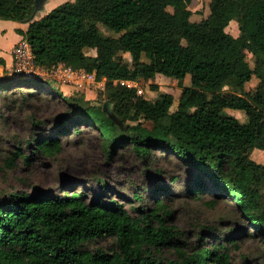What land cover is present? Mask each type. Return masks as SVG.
I'll return each instance as SVG.
<instances>
[{
  "label": "trees",
  "instance_id": "obj_1",
  "mask_svg": "<svg viewBox=\"0 0 264 264\" xmlns=\"http://www.w3.org/2000/svg\"><path fill=\"white\" fill-rule=\"evenodd\" d=\"M191 2L66 0L16 29L28 41L35 67L83 69L103 81L105 99L125 126L103 110V102L66 96L53 86L48 88L57 97H51L43 94L44 81L33 78L0 79L3 110L30 97H51L58 105L50 116H31L26 146L7 164L13 167L15 157L26 163L31 155L55 157L64 140L94 128L107 158L123 148L159 185L149 189L148 199V186L139 184L127 206L108 196L104 176L94 179L99 189L93 194L68 193L67 180L64 186L31 184L2 193L0 264H232L223 239L196 250L179 245L175 227L167 224L164 199L181 179L196 199L211 195L210 207L216 198L233 203L264 237V164L251 158L253 149L264 150V0H210L209 14L200 21L190 19ZM34 10L35 0H0V19L27 21ZM231 20L237 22V36L226 31ZM86 48L96 54H86ZM121 52L130 54V63ZM157 74L189 76L173 112L172 94L149 100L121 83L143 80L157 89ZM253 76L258 82L246 90ZM226 108L243 111L246 121L227 115ZM156 157L175 161L182 173H169L171 182L162 185L167 171L152 167ZM106 238L113 239L114 248L91 247ZM165 249L174 250L175 257L164 255Z\"/></svg>",
  "mask_w": 264,
  "mask_h": 264
},
{
  "label": "rangeland",
  "instance_id": "obj_2",
  "mask_svg": "<svg viewBox=\"0 0 264 264\" xmlns=\"http://www.w3.org/2000/svg\"><path fill=\"white\" fill-rule=\"evenodd\" d=\"M35 1L38 3V0ZM51 1L62 3L66 0ZM209 1L192 0L188 6L191 10V21H200L208 16ZM44 11L45 6L42 1L34 12V19L41 17ZM99 27L103 34L108 33L106 27L102 25ZM226 31L233 36L239 34L236 20L229 22ZM13 39V32L8 28L2 40V49L7 59L0 57V79L17 76L12 50L18 41L8 49ZM84 51L88 55L96 54L93 48H86ZM121 55L125 61L131 62L128 52H121ZM246 58L253 66V56L250 52H247ZM29 78L44 81L41 87L44 90L43 94L51 97H57V92L48 88L53 86L66 96L80 97L95 103H104L106 100L104 82L96 80L93 75L86 73L83 69H72V72H69L65 68L54 71L39 68ZM154 82L157 84V89H152L143 80L126 81L125 83L135 86L137 92L149 100H155L163 93L172 94L173 104L170 111L173 112L177 108L183 86L190 84V79L189 76L185 79H177L157 74ZM257 82V78L253 76L245 84V89L252 91ZM229 89L228 86L224 87V90ZM50 98L38 100L30 97L26 103H23L24 105H20L22 100H18L9 110H3L0 101V110L5 111L0 115V194L17 189H28L31 184L44 187L64 186L62 185L63 180L68 181L66 185L70 188L68 193L71 189H78L93 194L99 189L94 179L97 176H104L109 185L108 196L117 199L125 206L130 204L128 200L132 198V192L142 183L148 186L147 193L144 192V194L150 199L149 189H155L159 185L155 182V178L147 176L142 164L134 155L126 153L123 148L107 158L103 151L102 139L94 128H84L80 136L64 140L63 151L55 157L31 155L30 163H26L21 157H15L13 167L7 164V158L18 147L26 146V141L33 129L31 116H50L54 113L58 105L53 104ZM224 112L237 117L240 122L246 121L243 111L226 108ZM159 153L157 151V154ZM251 158L257 163L264 164V150L253 149ZM152 167L163 168L167 171L164 176L160 177L159 183L162 185L171 182L169 173H182L178 170L176 162L168 158H153ZM181 180L172 184L168 197L164 199L165 208L170 211L167 224L175 227L181 248L196 250L205 244L211 245L223 239L230 250L232 264H264V237L247 225L237 206L231 202L228 203L229 201L225 199L216 198L215 205L210 207L208 202L212 198L211 195L204 194L196 199L193 193L184 189ZM69 182L73 184L72 187ZM56 191L61 192L60 189ZM160 197L164 198V195ZM94 246L114 248L113 239L96 240L91 244V247ZM163 254L167 257H175L172 249H165Z\"/></svg>",
  "mask_w": 264,
  "mask_h": 264
},
{
  "label": "built area",
  "instance_id": "obj_3",
  "mask_svg": "<svg viewBox=\"0 0 264 264\" xmlns=\"http://www.w3.org/2000/svg\"><path fill=\"white\" fill-rule=\"evenodd\" d=\"M12 53L15 59V68L17 73L25 74L27 75L26 78H29L35 70H39V68L35 67L33 63L30 45L23 37L18 40L16 46L12 50ZM62 68H65L69 72H72L73 69L71 67H59L57 70H61ZM125 82L126 81H121L122 84H126Z\"/></svg>",
  "mask_w": 264,
  "mask_h": 264
},
{
  "label": "crops",
  "instance_id": "obj_4",
  "mask_svg": "<svg viewBox=\"0 0 264 264\" xmlns=\"http://www.w3.org/2000/svg\"><path fill=\"white\" fill-rule=\"evenodd\" d=\"M51 2H52L51 0H49V1L48 0H44L43 1L44 6H45V11L42 13L43 15L46 14L48 11H50L53 7H55L57 5V3H60L59 1H56V2L54 1L52 3ZM35 19H38V17L35 18ZM31 20H34V17ZM31 20L19 22V21L0 19V57L1 58L7 59L6 58V54L3 51V49H2V40L4 39L8 28H10L12 30L13 35H14V39H13L11 45L8 48V49H10L22 37L20 34H18L16 32V29L17 28L25 29L27 24ZM24 23H26V25H23Z\"/></svg>",
  "mask_w": 264,
  "mask_h": 264
},
{
  "label": "water",
  "instance_id": "obj_5",
  "mask_svg": "<svg viewBox=\"0 0 264 264\" xmlns=\"http://www.w3.org/2000/svg\"><path fill=\"white\" fill-rule=\"evenodd\" d=\"M43 0H38V3L35 1V10L38 8V5H40V3L42 2ZM34 10V12H35ZM34 17V14L31 15V17L28 19V20H31L33 19ZM27 20V21H28ZM32 21V20H31ZM16 77H23V78H26L27 75L25 74H21V73H16ZM103 110L120 126H125V123H123V121L121 120V118L114 113L113 111V104L111 102H109L108 100H105L104 103H103Z\"/></svg>",
  "mask_w": 264,
  "mask_h": 264
},
{
  "label": "flooded vegetation",
  "instance_id": "obj_6",
  "mask_svg": "<svg viewBox=\"0 0 264 264\" xmlns=\"http://www.w3.org/2000/svg\"><path fill=\"white\" fill-rule=\"evenodd\" d=\"M44 1V0H43Z\"/></svg>",
  "mask_w": 264,
  "mask_h": 264
}]
</instances>
